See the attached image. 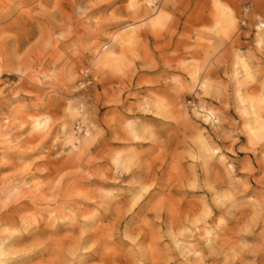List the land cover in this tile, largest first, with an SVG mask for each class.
Here are the masks:
<instances>
[{
	"label": "rangeland",
	"instance_id": "rangeland-1",
	"mask_svg": "<svg viewBox=\"0 0 264 264\" xmlns=\"http://www.w3.org/2000/svg\"><path fill=\"white\" fill-rule=\"evenodd\" d=\"M9 243L4 264H264V0H0Z\"/></svg>",
	"mask_w": 264,
	"mask_h": 264
},
{
	"label": "bare ground",
	"instance_id": "bare-ground-1",
	"mask_svg": "<svg viewBox=\"0 0 264 264\" xmlns=\"http://www.w3.org/2000/svg\"><path fill=\"white\" fill-rule=\"evenodd\" d=\"M262 201V200H261ZM261 232H262V230H261ZM262 234V233H261ZM3 244H1L0 245V264H4V260H2L3 259V257H6V255L8 254V253H6L7 251H8V248H5V247H10L11 248V246H12V244H7V245H4V246H2ZM2 246V247H1ZM261 247H263V246H261ZM10 248H9V251H10ZM6 249V250H5ZM263 249V248H262ZM8 251V252H9ZM5 255V256H4ZM8 255H12L10 252H9V254ZM13 264H16V263H13Z\"/></svg>",
	"mask_w": 264,
	"mask_h": 264
}]
</instances>
